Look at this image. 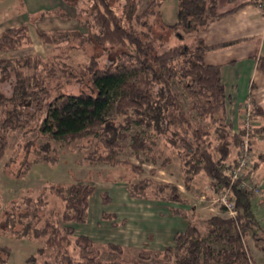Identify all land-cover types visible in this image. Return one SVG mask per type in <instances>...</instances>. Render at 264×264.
<instances>
[{"label": "trees", "instance_id": "obj_1", "mask_svg": "<svg viewBox=\"0 0 264 264\" xmlns=\"http://www.w3.org/2000/svg\"><path fill=\"white\" fill-rule=\"evenodd\" d=\"M83 1L86 5L81 7ZM122 1L126 9L120 14L112 0H69L78 12L79 29L38 30L41 42L58 50L51 56H8L32 45L25 24L0 33V84L7 83L4 92L0 87V158L10 145V134L25 129L56 142L86 136L95 147L91 161L111 165L119 163L120 154L128 148L142 161L156 164L163 159L162 166L166 165L171 157H163L162 142L181 161L187 189L197 175L205 173L214 193L231 192L237 213L234 217L213 214L202 229L182 207H173L174 215L188 220L187 228L175 234L173 245L160 253L142 252L132 264H258L248 242L254 239L264 254V246L260 245L263 238L255 234L263 229L254 209L259 198L241 188L231 174L237 164L234 150L240 147L245 131L241 128L238 133L232 132L225 116L227 94L221 66L205 61L211 47L200 37L208 24L221 16L218 0H179L174 24L162 21L160 7L166 0ZM254 2L264 8L263 0ZM46 15L72 19L63 9L43 12L38 18ZM171 33L181 41L162 50L170 44ZM184 34L192 40L183 41ZM74 39L86 41L87 53L88 44H93L103 54L89 53L86 63L75 66L71 53L81 46L73 45ZM175 84L188 100L187 110L181 94L173 89ZM113 107L116 119L108 117ZM261 115L264 108L253 105L251 119L256 121ZM195 118L210 125H198ZM259 134H264V127L254 126L252 139ZM43 155L42 160L54 161ZM263 163L264 152L255 158L254 170ZM135 168L136 175H141L140 165ZM155 187L150 180L140 179L128 192L132 198L187 205L179 185L164 183L158 185V190ZM150 189L155 193L150 194ZM57 194L64 202L63 213L33 229L36 237L45 238L43 253L46 248L53 252L46 264H124L104 259L90 237L75 235L73 224L87 221L95 187L75 182L58 187ZM110 199L106 196L104 201ZM23 202L18 222L11 214L7 216V226H24L18 235L30 231V222L39 209L30 196ZM115 217L104 215L105 219ZM107 247L123 252L117 244L109 243ZM153 258L156 260L150 262Z\"/></svg>", "mask_w": 264, "mask_h": 264}, {"label": "rangeland", "instance_id": "obj_2", "mask_svg": "<svg viewBox=\"0 0 264 264\" xmlns=\"http://www.w3.org/2000/svg\"><path fill=\"white\" fill-rule=\"evenodd\" d=\"M68 1L0 0V32L27 24L32 38L31 46L12 51L8 56L40 55L47 57L57 53L58 50L54 49V46L41 42L38 30L79 29L78 12L74 11L72 8L74 5L71 4L73 5L71 7ZM112 1L113 8L118 13H123L126 9L124 1ZM178 2L179 0H167L164 10L167 13L171 12L173 7L178 6ZM79 4L81 7L86 5L84 1ZM26 8L32 10L28 9L27 19L24 20L19 16H26ZM57 9L69 12L72 19L54 16L40 21L34 17V14L40 11ZM82 30L86 32V29ZM169 40L170 44L162 47V50L181 41L174 33L169 35ZM191 40V36L184 34L183 41ZM72 44L81 46L71 53L72 63L75 66L86 63L89 60V53L97 56L103 54V51L93 44H88L89 53H87L86 41L80 42L79 39H74ZM104 57L107 59L108 55ZM103 63L105 61H102ZM4 83L0 84L3 92L7 86V83ZM173 89L181 94L182 105L187 110L188 100L181 87L175 84ZM1 116L0 112V122ZM108 117L116 119L117 114L114 107L110 109ZM195 120L198 125H210L209 121H201L198 118ZM214 130L215 126L212 131ZM27 132L28 130L25 129L11 133L10 145L4 156L0 158V258L4 259V262L0 261V264H46L51 259L53 256L51 249L46 248L44 253L42 251L45 238L36 237L33 229L42 227L47 220L52 221L57 215L63 213L64 202L57 194V189L75 182L87 183L95 187V194L90 199L87 221L83 224H73L75 235L90 237L101 250L104 259L120 260L124 264H132L142 252L160 253L165 247L173 245L175 234L184 231L189 224L184 217L172 214L173 207L185 208V212L193 216L192 220L202 229L205 220L211 215L228 216L225 209L216 201L218 195L212 191L210 180L205 173L197 175L189 183V189L186 188L181 161L175 156L173 150L164 148L162 142L160 143L164 149L163 157L167 155L171 157L166 165L162 166L163 159L156 164L142 161L129 148L120 154L119 163L111 165L91 161L90 157L93 156L92 152L95 147L92 144L93 141H88L86 136L70 142H56L36 133ZM238 150H234V153ZM38 151L42 154H37ZM43 154H46L49 160L54 161L42 160ZM138 165L141 168V175H136L138 169L135 167ZM140 179L150 180L156 186L154 190H158L159 184L179 185L184 204L187 205L131 198L128 189L132 183ZM154 190L150 189L149 193L154 194ZM27 196L36 200L39 208L38 215L30 222V231L24 235H18L17 232L25 230L24 226L16 224L12 228L9 222L7 226V216L11 214L17 220L19 218L17 215L25 207L23 201L27 199ZM106 196L111 198L110 201H104ZM258 201L261 205L255 202L254 209L263 229H258L255 234L263 238L260 245L264 246V198ZM105 214H115L116 217L105 219ZM109 243L120 245L123 252L108 249ZM217 246L221 248L223 245ZM248 246L257 263L264 264V254L255 245L254 239H249ZM153 260L156 259L149 261ZM156 264L164 263L157 262Z\"/></svg>", "mask_w": 264, "mask_h": 264}, {"label": "crops", "instance_id": "obj_3", "mask_svg": "<svg viewBox=\"0 0 264 264\" xmlns=\"http://www.w3.org/2000/svg\"><path fill=\"white\" fill-rule=\"evenodd\" d=\"M166 3L167 0L160 7L162 21L174 24L178 20V6L167 13L164 10ZM28 9L31 8H26L25 15ZM52 11H40L34 17L42 21L46 17L57 16L38 18L41 13ZM218 14L221 16L210 22L200 37L211 47L205 54V61L221 66V78L227 94L225 116L232 132L238 133L243 118L248 113L253 118V105L264 108V8L254 0H218ZM19 17L27 19V15ZM256 118L257 126L264 127V115ZM252 150L254 158L264 152V134L253 139ZM236 152L233 157H237ZM256 172V180L264 188V163ZM257 205H261L258 200Z\"/></svg>", "mask_w": 264, "mask_h": 264}, {"label": "built area", "instance_id": "obj_4", "mask_svg": "<svg viewBox=\"0 0 264 264\" xmlns=\"http://www.w3.org/2000/svg\"><path fill=\"white\" fill-rule=\"evenodd\" d=\"M254 126H257V124L250 118V114L248 113L246 118H243L242 128L245 133L238 150L237 164L231 169V174L233 181L239 183L241 188H246L249 191H252L262 200V198H264V188L257 182L256 171L254 170L255 158L252 150V129ZM217 195L218 197L216 201L226 210L228 216L234 217L237 212L235 209V203L231 197V192L222 191Z\"/></svg>", "mask_w": 264, "mask_h": 264}]
</instances>
